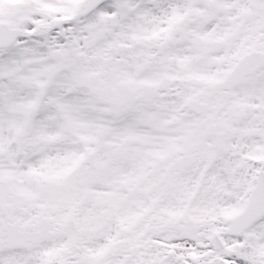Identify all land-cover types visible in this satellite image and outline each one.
<instances>
[{
    "label": "snow or ice",
    "instance_id": "6c2138e0",
    "mask_svg": "<svg viewBox=\"0 0 264 264\" xmlns=\"http://www.w3.org/2000/svg\"><path fill=\"white\" fill-rule=\"evenodd\" d=\"M0 264H264V0H0Z\"/></svg>",
    "mask_w": 264,
    "mask_h": 264
}]
</instances>
